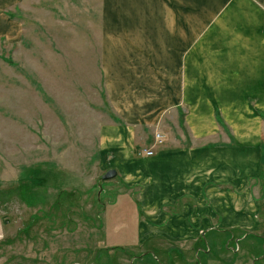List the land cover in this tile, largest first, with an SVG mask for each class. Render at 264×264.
I'll list each match as a JSON object with an SVG mask.
<instances>
[{"label": "rangeland", "instance_id": "obj_1", "mask_svg": "<svg viewBox=\"0 0 264 264\" xmlns=\"http://www.w3.org/2000/svg\"><path fill=\"white\" fill-rule=\"evenodd\" d=\"M13 1L0 0V264H264V240L240 229L138 244V194L131 200L119 176L101 179L100 137L117 122L102 70L103 1ZM144 15H130L131 29ZM182 117L164 131L188 145ZM249 185L260 204L251 232L264 238V173Z\"/></svg>", "mask_w": 264, "mask_h": 264}, {"label": "crops", "instance_id": "obj_2", "mask_svg": "<svg viewBox=\"0 0 264 264\" xmlns=\"http://www.w3.org/2000/svg\"><path fill=\"white\" fill-rule=\"evenodd\" d=\"M102 1V70L117 122L104 126L100 150L129 198L138 194V244L257 232L249 181L264 173V0ZM134 9L145 10L135 31ZM180 111L188 145L164 131L166 119L178 128ZM152 128L168 145L149 142Z\"/></svg>", "mask_w": 264, "mask_h": 264}, {"label": "trees", "instance_id": "obj_3", "mask_svg": "<svg viewBox=\"0 0 264 264\" xmlns=\"http://www.w3.org/2000/svg\"><path fill=\"white\" fill-rule=\"evenodd\" d=\"M217 118H218V121H219L220 123H223V118H222L220 112H217ZM222 125H223V124H222ZM101 188H102V186H101ZM214 231H216V230H214V229L211 230V232H214ZM227 231H228V233H232V230H227ZM209 232H210V231H209ZM246 234H247V232H246ZM248 235H249V236L257 237V238H259V239H262V237H260V236L257 235L256 233H248ZM207 236H208V235H207V232H206L205 236H202L200 240L206 241V240H207ZM201 252L204 253V254L207 253L206 250H202ZM197 263H198V264H199V263L201 264L200 261L197 262Z\"/></svg>", "mask_w": 264, "mask_h": 264}, {"label": "built area", "instance_id": "obj_4", "mask_svg": "<svg viewBox=\"0 0 264 264\" xmlns=\"http://www.w3.org/2000/svg\"><path fill=\"white\" fill-rule=\"evenodd\" d=\"M164 135L161 132H157L155 133V140H156V144L160 145L163 144L165 139L163 137ZM145 153L147 155H154L155 154V148H151V149H146Z\"/></svg>", "mask_w": 264, "mask_h": 264}, {"label": "water", "instance_id": "obj_5", "mask_svg": "<svg viewBox=\"0 0 264 264\" xmlns=\"http://www.w3.org/2000/svg\"><path fill=\"white\" fill-rule=\"evenodd\" d=\"M118 175V171L117 169L115 168H111L109 170H107L102 176H101V179L102 180H110V179H113L115 178L116 176ZM205 233L203 232V235Z\"/></svg>", "mask_w": 264, "mask_h": 264}, {"label": "flooded vegetation", "instance_id": "obj_6", "mask_svg": "<svg viewBox=\"0 0 264 264\" xmlns=\"http://www.w3.org/2000/svg\"><path fill=\"white\" fill-rule=\"evenodd\" d=\"M262 240H264V238H262Z\"/></svg>", "mask_w": 264, "mask_h": 264}]
</instances>
